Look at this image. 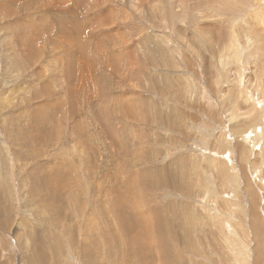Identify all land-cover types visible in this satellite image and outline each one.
I'll list each match as a JSON object with an SVG mask.
<instances>
[{
    "label": "rangeland",
    "instance_id": "obj_1",
    "mask_svg": "<svg viewBox=\"0 0 264 264\" xmlns=\"http://www.w3.org/2000/svg\"><path fill=\"white\" fill-rule=\"evenodd\" d=\"M0 264H264V0H0Z\"/></svg>",
    "mask_w": 264,
    "mask_h": 264
},
{
    "label": "bare ground",
    "instance_id": "obj_2",
    "mask_svg": "<svg viewBox=\"0 0 264 264\" xmlns=\"http://www.w3.org/2000/svg\"><path fill=\"white\" fill-rule=\"evenodd\" d=\"M32 128V127H31ZM21 136V135H20ZM35 139V138H34ZM124 214V213H123ZM123 214H121L120 215V213H119V215H117V219H119V224L120 225H124V223H125V221L123 220V218L125 217ZM119 216H120V218H119ZM122 216V217H121ZM124 221V222H123ZM124 227V226H123ZM125 228V227H124ZM131 228V227H130ZM127 229V228H126ZM123 230V229H122ZM128 231V230H127ZM132 231V230H131ZM130 232V231H129ZM177 239V238H176ZM128 241V240H127ZM128 243H129V241H128ZM128 245V244H127ZM130 245V244H129ZM144 249V248H143Z\"/></svg>",
    "mask_w": 264,
    "mask_h": 264
}]
</instances>
